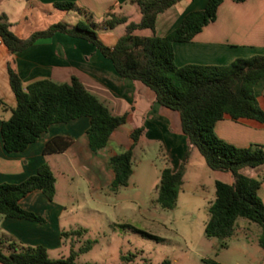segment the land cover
<instances>
[{
	"label": "trees",
	"instance_id": "16d2710c",
	"mask_svg": "<svg viewBox=\"0 0 264 264\" xmlns=\"http://www.w3.org/2000/svg\"><path fill=\"white\" fill-rule=\"evenodd\" d=\"M182 1L193 0H135L140 14L138 23L106 15L105 30L125 25L124 34L112 48L100 41L95 27L83 22L74 26L55 24L27 39H20L10 31L5 16H0V40L9 53L14 54L27 49L38 39L50 38L56 33L81 39L109 60L120 78L139 82L149 89L158 105L179 115L180 130L186 139V150L178 168L161 171L156 204L163 210L174 208L190 153L196 149L209 170L228 173L232 180L230 184L215 182V199L208 209L205 237L219 240L220 248L225 249V240L232 237L236 221L244 219L260 227L258 244L264 253V204L257 194L260 183L240 173L245 168L264 166V147L237 148L214 134L215 124L225 117L235 122L253 120L264 123V112L254 94L255 85L264 79V56L235 59L226 66H175L173 44L190 42L204 27L215 22L217 10L225 0H208L203 10L188 13L167 36H156L157 16ZM230 1L243 3L246 0ZM54 7L62 11L75 8L72 3H56ZM145 31L150 32V36L139 34ZM7 74L15 107L10 118L2 121L0 127L6 153L24 151L52 125L86 117L90 121L86 131L88 148L96 154L107 146L113 132L126 123L127 115L114 116L75 77L63 84L40 80L24 88L10 62ZM143 131V127L134 129L130 134V148L110 159L109 166L114 172L109 187L111 193L128 185L133 173V149ZM71 143L69 139L55 138L46 144L44 154L61 153ZM55 182L53 173L43 164L33 176L19 184H0V216L43 223L39 216L21 209L19 201L35 190L52 201ZM80 233H63L61 236ZM142 235L155 242L162 241L146 233ZM86 244L77 252L71 250L66 258L52 260L43 247L21 248L10 243L7 253L0 247V264H76V257L90 250L91 243ZM203 263L221 264L211 259L203 260ZM161 264L171 262L164 260Z\"/></svg>",
	"mask_w": 264,
	"mask_h": 264
},
{
	"label": "crops",
	"instance_id": "0c3cea01",
	"mask_svg": "<svg viewBox=\"0 0 264 264\" xmlns=\"http://www.w3.org/2000/svg\"><path fill=\"white\" fill-rule=\"evenodd\" d=\"M134 1L0 0V16L7 18L10 31L20 39H27L55 24L74 26L83 22L95 27L100 41L112 48L124 34L125 25L105 30L103 23L106 15L124 17L132 22L131 13L135 8L138 10ZM207 1H182L159 14L155 21V35L167 36L188 13L203 10ZM56 3H72L75 8L62 11L54 7ZM173 52L174 64L179 68L187 65L226 66L235 59L264 56V0H246L243 3L223 1L217 10L215 22L204 27L190 42L173 44ZM9 62L24 88L40 80L63 84L75 77L104 106H110L107 109L114 116L127 115L126 123L113 132L107 146L96 154L88 148L86 131L90 121L86 117L50 126L35 143L19 153L4 151L0 133V184H19L33 176L43 164L49 167L56 181L52 201H48L38 190L19 201L21 209L39 216L43 223L0 216V247L7 253L10 243L21 248L40 246L46 249L50 259H61L52 258L50 253L60 252L67 243L70 251L73 250L76 237L63 238L61 235L81 232L77 235L80 239L85 232L82 229L74 230L65 217L68 205L59 194L58 172L68 170L70 181L78 179L85 187L83 196L92 198L95 194L110 192L114 172L109 161L114 155L130 148V134L134 129L144 128L138 143L144 136L159 145L161 156L167 159L163 169L169 167L170 157H174V167L169 168L172 171L178 168L185 153L186 139L180 130L179 115L158 105L149 89L139 82L120 78L111 62L89 43L61 33L38 39L27 49L14 54H10L0 40V127L2 121L10 118L11 110L15 107L7 74ZM254 94L260 110L264 112V79L255 85ZM214 134L237 148L264 147V123L257 121L235 122L225 117L215 124ZM55 138L69 139L72 143L61 153L45 155L46 144ZM240 173L260 183L257 194L264 204V166L245 168ZM231 181L230 176L228 182H218L230 184ZM215 182L212 184L214 198L209 201L208 207L215 199ZM63 198H69L68 194Z\"/></svg>",
	"mask_w": 264,
	"mask_h": 264
},
{
	"label": "rangeland",
	"instance_id": "374dc122",
	"mask_svg": "<svg viewBox=\"0 0 264 264\" xmlns=\"http://www.w3.org/2000/svg\"><path fill=\"white\" fill-rule=\"evenodd\" d=\"M130 18L135 23L140 21L137 8ZM139 34L150 36L147 31ZM166 162L159 145L143 136L134 149L133 173L128 185L116 193L84 197L85 187L76 178L70 181L68 170L56 174L60 181L59 194L68 205L65 217L74 230L85 232L80 239L75 237L73 250L77 252L87 242L91 243L90 250L79 254L75 263L161 264L169 260L171 264H204L203 260L211 259L221 264H264V253L258 244L261 229L256 224L238 219L232 237L225 240V249L220 248L219 240L204 235L209 201L214 198L213 181L228 182L230 175L209 170L193 149L185 168V184L175 206L172 210H163L155 200ZM174 162V157H170L168 168L174 167ZM66 194L69 198H63ZM142 233L162 241L155 242ZM69 254L67 243L60 252H51L50 256L66 258Z\"/></svg>",
	"mask_w": 264,
	"mask_h": 264
}]
</instances>
